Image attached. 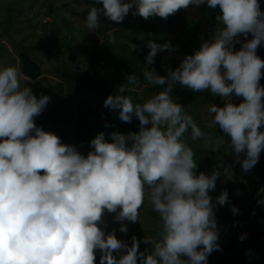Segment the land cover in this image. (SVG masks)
<instances>
[{"label":"clouds","instance_id":"1","mask_svg":"<svg viewBox=\"0 0 264 264\" xmlns=\"http://www.w3.org/2000/svg\"><path fill=\"white\" fill-rule=\"evenodd\" d=\"M85 27L94 32L101 19L121 23L133 17L167 19L189 6L218 10L219 27L211 40L187 55L179 67L160 76L149 67L128 76L127 83L109 96L104 106L118 111L119 119L139 121V131L101 132L90 142L87 156L42 127L35 118L50 102L37 96L14 66L0 67V264H208L222 250L216 205L228 203V191L216 197L219 171L197 173L193 141L207 134L171 93L177 84L192 91L210 90L224 106L209 104L211 125L224 133L212 151L227 142L235 163L250 171L264 151V59L257 55L264 44V11L259 0H93ZM74 7H76L74 5ZM134 9V10H133ZM251 34L253 37L244 43ZM241 44L239 51L235 45ZM136 48L132 45V51ZM146 61L158 52L175 51L170 43L149 41ZM86 68V66H83ZM146 81L161 91L143 103H134L130 91ZM243 98L238 105L232 95ZM243 155V159L241 156ZM145 201L160 221L158 238L146 237L151 252H141L133 236L131 246L117 239L115 230L100 227L105 213L115 221L135 223ZM264 206V197L258 200ZM239 213L237 207L232 208ZM127 233V225L119 228ZM246 239V234L239 237ZM264 241L256 240L260 246ZM264 249V248H262Z\"/></svg>","mask_w":264,"mask_h":264},{"label":"rangeland","instance_id":"2","mask_svg":"<svg viewBox=\"0 0 264 264\" xmlns=\"http://www.w3.org/2000/svg\"><path fill=\"white\" fill-rule=\"evenodd\" d=\"M259 2L261 11H264V0ZM91 6L102 7L93 5V0H0V67L14 66L22 76L20 55L23 53L42 66V76L37 81L26 78L21 80V85L31 87L38 97H50V102L42 114L35 118V123L44 131L57 135L62 143L75 146L85 156L92 150V137L94 139L99 133H105L107 139L113 132L128 134L133 131L132 122L121 121L118 111L106 108L104 101L109 96L116 95L117 89L127 83L125 69L119 68V64L123 63V55L118 54L121 52L120 45L131 40V34L137 33L134 25L146 21L140 16L133 17L130 11L123 22L115 23L102 18L101 27L89 32L85 27V19ZM192 17L196 19L198 13L194 12ZM182 27L184 28V25ZM218 27L219 24H216L213 26L214 30L211 28L214 32L200 34L199 45L211 40ZM182 31L181 27L176 29L171 40L167 41L175 51L165 50V55L179 61L178 63L182 62L190 49L185 43L180 47L176 40L177 38L182 42L186 41ZM3 35L5 38L2 39ZM252 38L251 34L247 39L241 35L239 40L246 43ZM240 48L241 44L237 43L235 50ZM257 55L264 59V44L258 47ZM92 60H98V66L92 64ZM174 64L176 63L172 66ZM114 68L122 70L120 77L115 76ZM88 69L91 76L97 73V78L90 80ZM160 76L166 75L163 73ZM99 79H103L106 84H99ZM161 90L148 85L133 92L138 93L144 102ZM189 90L191 89L184 86H175L171 95L181 104L186 95L187 98L191 96ZM199 93L201 110L207 112L204 124L211 128L214 134H224L219 127L211 125L207 111L208 105L215 102L218 103L216 106L223 107V98L213 96L210 90ZM232 101L238 105L243 102V98L233 94ZM122 126L126 127L125 130L120 129ZM186 134L187 143L192 145L193 150L200 147L203 153L207 152L208 160L205 163L209 167H206L203 173L209 176L213 171L221 173L216 181V188L209 192L213 202L215 203L216 197L223 191L227 190L229 194L228 203L223 206L217 204L215 207L219 236L223 239V236L227 235V239L221 240L223 247L228 248L234 239L244 245L246 239H239L244 231L256 236L257 240L264 241V206L258 204V200L264 197V151L261 152L259 162L250 171L245 172L240 164L235 163V155L230 146L229 151H212L210 142L215 141L214 136L207 135L199 146L196 141L190 139V134ZM234 206L239 209L238 214L232 212ZM152 213L151 206L145 201L140 209L139 221L117 222L114 219L116 213L106 212L104 223L100 227L106 233L115 230L117 239L129 246L131 238L135 236L141 242V247L147 245L143 243L146 237H158L153 235V231L160 225V221ZM125 224L128 232L121 233L119 228ZM221 253L222 250H219L217 256Z\"/></svg>","mask_w":264,"mask_h":264},{"label":"trees","instance_id":"3","mask_svg":"<svg viewBox=\"0 0 264 264\" xmlns=\"http://www.w3.org/2000/svg\"><path fill=\"white\" fill-rule=\"evenodd\" d=\"M194 12L198 13V17L196 19L192 17ZM218 14H219L218 10L210 9L207 7V5H201L199 7H194L190 5L189 9L187 10L180 9L174 15H170L167 19L160 17H151L146 21H141V23H139L138 25L133 26L135 32L139 33V35L137 33L131 34L130 35L131 40L121 43L120 45L121 52H119L118 54L119 56L123 55V61H122L123 63L119 64V68L125 69L127 73L126 78L130 75L135 74L140 76L141 80H143L142 73L144 72L145 67L151 68L158 75L164 73L167 76L168 69L171 68L174 70L175 68L179 67L181 62L178 63L179 61L173 60L172 57L166 56L165 55L166 51H162L157 53L156 57L154 58L155 62L152 65H147L146 57L150 51V49L147 48L148 42L151 40L160 45H163L167 43V41L171 40L175 30L181 27L183 29L182 32L186 36L185 37L186 41L182 42L181 39H177V38L176 40L179 42L180 47H183V43L189 45L190 49L187 55L194 54L195 51L199 50V48L201 47L198 42L200 40L199 39L200 34H204V33L208 34V32H214L213 26L218 24V21L216 20V16ZM182 25H184V28L182 27ZM209 28L210 29L212 28L213 30L212 29L210 30ZM3 38H5V35L2 36V39ZM132 45L136 46L134 51H132ZM20 60H21V72L23 76L22 78H26L32 81H37L42 76V72H43L42 66L38 62L34 61L32 57L28 56L26 53H23L20 55ZM97 63L98 60L95 61L92 60V64L97 65ZM173 63L176 64L172 66ZM114 71H115V76L117 78L121 76L122 70L118 71L117 68H114ZM87 73L89 75L90 80H92V78H97L98 76L97 73L91 76L90 69H88ZM97 82L99 84H102L103 82V85L106 84V82H104L103 79L102 80L99 79ZM260 84L264 85V77L261 78ZM148 85L150 84H148L146 81L143 82V86H148ZM176 86L181 87V85L179 84H177ZM72 90L75 91V89ZM85 92L88 91H84V93ZM188 93L189 95L191 93V96L187 98L186 95L183 101L181 100V105H183L185 109L189 112V114L193 116L195 122L202 129V131L205 132L210 137L214 136L215 138H217L219 135L223 136L224 134H214L212 129L208 128L204 124L206 120L205 118L207 112L204 111V109L201 110L202 105L200 104L199 91L194 92L192 90H189ZM127 95H130L132 97L134 103H143L138 93L130 91L127 93ZM179 96L181 97L182 94H179ZM212 104L217 105L218 103L215 102ZM113 128L114 127H111V129ZM125 128H126L125 126L120 127L121 130H125ZM132 130L133 131L131 132L139 131V121L136 118H133ZM225 140H226L225 145L220 149L222 151L224 150L227 151L228 146H230V144L227 142L228 137H225ZM203 141H204L203 138L200 139V142L199 140H196L199 146H201V142ZM193 146L196 147V144H194ZM190 147L192 149V145H190ZM193 151L195 153L194 159L197 162L196 171L199 174L201 172H204L206 167H209V165L205 163L208 160L206 159L208 155L207 152L203 153L200 150V147ZM152 215H156V214L152 213ZM159 226L160 225H157L155 227V230L153 231L154 236H157L159 234V230H160ZM260 233L261 232H259V234ZM245 234H246V240L244 245H242L238 239H234L235 237L234 236L233 237L234 241L230 243L228 248L223 247V243H222L223 241H221L227 239V235H224L223 239L222 237L219 236L218 243L221 246L222 253L219 256H217L219 250L214 251L208 258V264H264V249L254 244V241L257 240L256 236L248 234L247 232L244 231L243 235ZM252 246L254 247V249H251ZM139 250L141 252H146V254H148L151 252V245H143L140 247ZM99 262H100V252L97 251L95 264H99Z\"/></svg>","mask_w":264,"mask_h":264},{"label":"water","instance_id":"4","mask_svg":"<svg viewBox=\"0 0 264 264\" xmlns=\"http://www.w3.org/2000/svg\"><path fill=\"white\" fill-rule=\"evenodd\" d=\"M263 179V175H262V178L261 180ZM261 248H264V243L261 244Z\"/></svg>","mask_w":264,"mask_h":264}]
</instances>
